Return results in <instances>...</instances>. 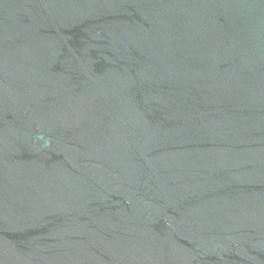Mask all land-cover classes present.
I'll return each instance as SVG.
<instances>
[{
    "label": "water",
    "instance_id": "obj_1",
    "mask_svg": "<svg viewBox=\"0 0 264 264\" xmlns=\"http://www.w3.org/2000/svg\"><path fill=\"white\" fill-rule=\"evenodd\" d=\"M0 264H264V0H0Z\"/></svg>",
    "mask_w": 264,
    "mask_h": 264
}]
</instances>
